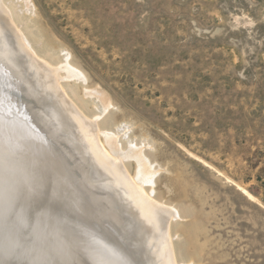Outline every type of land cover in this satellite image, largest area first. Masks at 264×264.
Listing matches in <instances>:
<instances>
[{"label": "rangeland", "instance_id": "obj_1", "mask_svg": "<svg viewBox=\"0 0 264 264\" xmlns=\"http://www.w3.org/2000/svg\"><path fill=\"white\" fill-rule=\"evenodd\" d=\"M0 6L59 71L101 150L162 209L174 264H264V0Z\"/></svg>", "mask_w": 264, "mask_h": 264}, {"label": "bare ground", "instance_id": "obj_2", "mask_svg": "<svg viewBox=\"0 0 264 264\" xmlns=\"http://www.w3.org/2000/svg\"><path fill=\"white\" fill-rule=\"evenodd\" d=\"M1 6L0 81L12 96L11 102L25 105L19 106L22 115L36 120L48 142L68 160L78 176L86 200V203L73 200V205L68 208L69 216L72 215L73 219L67 217L75 222V229L55 220L56 214L52 211L39 208L40 199L49 193L44 191L40 182L30 180L31 164L27 165V160H24L26 156L21 154L24 151L12 147L6 139L8 137L22 146L28 143L20 134L11 133L0 123V199L8 211L11 203H18L26 212L31 211L35 219L34 225H24L19 233L14 230L11 240L5 241L6 250L0 252L3 257L1 263L10 264L7 248L11 244H14L12 247L15 252L21 250L25 260L31 264H112L106 256L112 257L117 264H127L128 258L140 264L176 263L171 253L162 209L151 204L138 186L133 184V180L126 177L118 166L119 162L110 159L101 150L97 144L95 123L86 120L77 107L66 100L58 84L62 80L58 76L59 71L34 56L36 54L30 43L12 28L5 7ZM64 70L70 76L76 74L69 67ZM18 127L23 130L21 126ZM16 131L20 132L18 128ZM109 143L110 148L112 143ZM35 145L44 144L40 140ZM148 183L153 184V175ZM51 194V199H54L56 194ZM46 215L49 219L44 222ZM67 217H63L64 220L68 221ZM93 226H97L102 238L115 245L113 247L106 243L103 246L112 249V254L106 255V249H97L95 243L83 238L87 236L85 230L78 229L82 227L94 231ZM37 229H42V233H39L41 230L37 232ZM108 229H113L123 244L106 234Z\"/></svg>", "mask_w": 264, "mask_h": 264}, {"label": "water", "instance_id": "obj_3", "mask_svg": "<svg viewBox=\"0 0 264 264\" xmlns=\"http://www.w3.org/2000/svg\"><path fill=\"white\" fill-rule=\"evenodd\" d=\"M10 98L12 99V96L8 94L5 85L0 81V123L3 124L4 127L11 133L17 132L20 134L28 144L26 146H22L19 143L10 140L8 137L6 140L10 145H12V147L16 146L24 151L25 154L21 153L26 156L24 160H27V165L28 163L31 164L29 167L31 168L29 171L31 175L30 180L32 179L33 181L40 182L45 188L44 191L49 193H45L47 196H43L40 199L38 206L44 210L47 209L48 211H52L56 214L55 220L57 219V221L64 222L68 226L75 229V222L68 220V217H72V215L69 216L70 212L68 211V208H71L69 206H72L73 204L71 202L74 201L86 203L80 188L78 176L73 171L68 160L54 147L52 143L48 142V139L45 137L43 131H41L38 122H36V120L32 117L29 119L22 115V111L19 106L22 107L25 105H19L15 101L17 103L16 105V103L11 102ZM18 126H21L25 131L21 130ZM17 128L20 132L16 131ZM40 140L41 143L44 144V147L41 145H35ZM29 148H32L33 150L30 152ZM51 193L56 194L54 199H51L53 198ZM65 203L67 204L65 205ZM12 205L13 208H11ZM8 207L9 211L6 207H4L2 199H0V252L2 250H6L4 243L9 238L11 240V234L14 233V230L19 233L20 229L24 225L30 224L31 226V224L34 225L35 222L31 211L26 212L25 208H20L18 203H11ZM63 217H67L68 221L64 220ZM60 218L62 220H59ZM46 219H49L47 215L43 218V221L47 222ZM39 222L41 223L40 220ZM37 228L39 229V227ZM38 229L37 232L41 230L39 233H42V229ZM92 230H94L93 232L95 234L99 233L97 226H93ZM113 231V229H108L105 233L109 236L115 237L116 240L121 243V240L116 237L117 235ZM97 239L100 245L106 240H101L99 237H97ZM106 242L108 241L106 240ZM120 243L119 245L123 244ZM13 245L11 244L10 248H7V250H9V256L7 259L8 262H10V264H31L25 260L21 250L17 249L15 252L12 247ZM1 258H3L2 253H0V264H2Z\"/></svg>", "mask_w": 264, "mask_h": 264}]
</instances>
